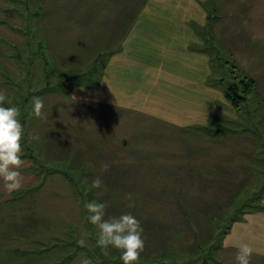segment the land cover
<instances>
[{
	"label": "rangeland",
	"instance_id": "obj_1",
	"mask_svg": "<svg viewBox=\"0 0 264 264\" xmlns=\"http://www.w3.org/2000/svg\"><path fill=\"white\" fill-rule=\"evenodd\" d=\"M33 1L44 10L42 37L0 27L3 106L20 109L22 149L35 176L14 199L0 195V264H79L85 257L123 264L120 250L97 246L99 230L84 208L93 200L108 203L105 219L131 213L140 221L145 248L135 264H200L208 253L205 264H223L222 234L264 196V74L252 75L255 87L234 116L217 113L203 128L108 106L88 99L103 94L88 88L101 80L106 51L117 49L107 47L104 33L118 6ZM208 49L216 85L223 88L216 80L233 74L226 60L249 74L247 62L215 43ZM34 96L43 98L46 119L33 114ZM191 99L184 104L201 100ZM102 162L110 165L103 173ZM97 177L101 189L91 187Z\"/></svg>",
	"mask_w": 264,
	"mask_h": 264
},
{
	"label": "crops",
	"instance_id": "obj_2",
	"mask_svg": "<svg viewBox=\"0 0 264 264\" xmlns=\"http://www.w3.org/2000/svg\"><path fill=\"white\" fill-rule=\"evenodd\" d=\"M111 2L118 6L112 5L111 9L116 22L109 25L104 37L110 38L108 48L117 49L106 51L101 80L97 86L88 88L94 92L99 89L103 94L100 97L88 94L90 100L143 111L175 125L194 124L203 128L217 113L236 114L222 87L209 78L210 44L215 43L238 61L247 62L244 66L252 78L259 70V74H264V0ZM43 18L44 10L38 2L0 0V27L15 34L42 37L43 27L38 22ZM192 95L200 96L201 100L186 106L184 103L190 102ZM179 117H183L180 122ZM22 160L24 163L18 169L23 177L20 190H26L35 176L32 157L23 149ZM13 193L9 195L0 180L1 196L8 201L14 199ZM259 206L245 211L227 228L217 251L223 264H236L235 253L242 243L254 249L250 264H264V196Z\"/></svg>",
	"mask_w": 264,
	"mask_h": 264
},
{
	"label": "clouds",
	"instance_id": "obj_3",
	"mask_svg": "<svg viewBox=\"0 0 264 264\" xmlns=\"http://www.w3.org/2000/svg\"><path fill=\"white\" fill-rule=\"evenodd\" d=\"M6 101V92L0 90V180L3 181V187L10 195L22 187L23 177L18 170L23 165L22 160V140L24 129L20 116V109L15 106L4 107ZM8 103H11L9 100ZM32 112L39 119H46L44 109V100L39 96L32 98ZM30 139H38L37 136L30 135ZM110 165L101 163L100 171L106 172ZM91 187L101 189L103 181L97 177L92 181ZM132 199V194L126 196ZM108 203L98 202L96 200L86 202L84 208L89 213L88 221L98 228L97 246L107 252L109 247L118 249L122 252L120 259L123 264H135L145 248V241L142 238L143 227L138 219L131 213L123 214L119 217L105 219ZM80 244L83 246L84 241ZM254 249L247 243L237 246L235 253L236 264H250ZM79 264H93L89 258H81Z\"/></svg>",
	"mask_w": 264,
	"mask_h": 264
},
{
	"label": "trees",
	"instance_id": "obj_4",
	"mask_svg": "<svg viewBox=\"0 0 264 264\" xmlns=\"http://www.w3.org/2000/svg\"><path fill=\"white\" fill-rule=\"evenodd\" d=\"M225 62L226 64H229V67H231L230 72L233 74L231 76L229 73H226V77L219 78L218 80H216V83H222V89L225 98L233 108L238 110L242 106V104L247 101V96L254 89L255 80L249 75L241 74V72L239 71L240 68L234 61L226 60ZM226 231L227 229L222 234L221 241ZM221 241L217 246L221 245ZM208 256L209 253L205 257H203V259L207 260Z\"/></svg>",
	"mask_w": 264,
	"mask_h": 264
},
{
	"label": "water",
	"instance_id": "obj_5",
	"mask_svg": "<svg viewBox=\"0 0 264 264\" xmlns=\"http://www.w3.org/2000/svg\"><path fill=\"white\" fill-rule=\"evenodd\" d=\"M182 264H186V263H182ZM200 264H205V259H203Z\"/></svg>",
	"mask_w": 264,
	"mask_h": 264
}]
</instances>
